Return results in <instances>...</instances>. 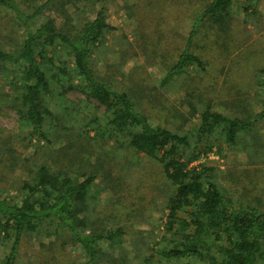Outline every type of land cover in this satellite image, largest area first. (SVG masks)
I'll return each mask as SVG.
<instances>
[{
	"label": "trees",
	"instance_id": "16d2710c",
	"mask_svg": "<svg viewBox=\"0 0 264 264\" xmlns=\"http://www.w3.org/2000/svg\"><path fill=\"white\" fill-rule=\"evenodd\" d=\"M236 2L184 0L186 8L198 4L200 11L193 18L188 37L173 54L174 60L166 69L161 88L188 68L208 71V56L214 51L222 55L230 53L232 6ZM69 6L77 14L75 19L67 9ZM80 6L99 8L93 19H87ZM0 7L11 13L13 20L25 30L23 40L14 43L11 52L0 44V80H4L0 106L15 112L17 122L26 128L28 141L21 154L10 138L0 136L1 180L20 167V160L25 161L23 170L27 173L16 195L5 194L7 187L0 188V245H9L2 264L16 263L25 236L28 239L55 237L57 241L62 240L61 246L70 242L81 248L87 264L104 261L126 264L122 258L115 260L101 247L102 242L119 241L123 230H97L89 221V193L100 170L79 171L85 163L82 154L100 152H93L89 143L88 147L85 145L89 139L101 141L102 146L112 143V150H132L160 166L171 188L161 238L163 260L186 259L201 264L264 263V202L258 196L263 190L252 193L254 189L243 188L240 200L234 201L223 194L217 169L198 163L214 147L220 152L218 142L233 147L247 136L254 143H261L251 132L264 119V110L253 111L248 90L241 94L246 91L237 89L236 100L231 104L235 113L231 115L217 111L211 102L201 104L200 109L188 103V119L197 116L198 125L182 134L166 126H155L129 93L116 91L93 69V52L113 30L106 21L102 0H0ZM135 7L144 29L161 27L164 23L165 0H137ZM44 11L56 13L61 22L57 23ZM142 34L145 39L146 33ZM254 78L256 90L264 97L263 67L257 69L253 81ZM72 91L104 109L103 125L93 127L95 134L91 137L94 138L88 136L87 129L97 120L78 121L67 109L60 114L52 111L53 98L61 99ZM77 122L83 123L73 127ZM62 137L69 145L51 148ZM30 145L41 150L42 156L34 159L26 154ZM96 159L100 160V155ZM101 163L106 164L104 160ZM76 164L79 169L73 172ZM103 170L106 172L103 181H107L109 174L107 169ZM236 181L233 183L238 185ZM247 193L254 198L253 205L245 202ZM39 245L44 247L40 241ZM142 261L150 263L147 258Z\"/></svg>",
	"mask_w": 264,
	"mask_h": 264
},
{
	"label": "rangeland",
	"instance_id": "374dc122",
	"mask_svg": "<svg viewBox=\"0 0 264 264\" xmlns=\"http://www.w3.org/2000/svg\"><path fill=\"white\" fill-rule=\"evenodd\" d=\"M102 1L106 7V21L113 30L93 52V69L113 89L129 93L153 125L166 126L181 134L197 126V116L188 119V103L200 109L201 104L211 102L217 111L231 115L235 113L231 104L236 100L237 89L249 91L254 112L264 110V97L255 88V78L253 81L257 69L264 68V0H237L232 6L230 53L222 55L218 50L214 51L208 56V71L188 68L164 88L160 86L161 80L174 60L173 54L179 50L182 40L188 37L193 18L200 11L199 5L186 8L184 0H165L164 23L161 27L144 29L137 16V0ZM80 7L87 19H93L99 8ZM67 9L75 19L77 14L73 8L69 6ZM177 9L180 12H176ZM44 12L54 17L57 23L61 22L56 13ZM78 16L83 20L82 15ZM13 19L11 13L0 7V44L8 52L25 35L24 28ZM143 31L146 33L145 39ZM50 106L53 112L59 114L67 109L78 121L97 120L96 124L89 125L87 129L90 138H94L91 137L95 134L93 127L102 126L104 122V109L92 100L86 101L77 91L68 92L61 99L53 98ZM82 123H74L73 127ZM253 128L251 133L258 136V141L261 139L259 145L247 136L233 147L218 142L216 145L221 148L219 153L217 147H214L206 157L198 161L217 169L218 183L223 194L234 201L240 200L243 188H248L254 189L252 193L256 189L263 190L258 196L264 202V119ZM25 134L26 128L17 122L15 112L0 106V136L10 138L21 154L28 143ZM62 139L51 148L67 147L69 142L65 137ZM88 143L93 152H100L94 155L82 154L85 163L80 169L76 164L73 172L78 169L85 172L100 169L89 193V221L97 230L121 228L124 232L117 243L102 242L104 251L111 253L117 261L122 258L126 264H201L186 259L165 261L160 256L164 247L161 238L167 214V199L171 193L160 166L132 150H112V143L102 146L101 141L85 140L86 146ZM34 148L32 145L27 146L25 153L37 159L42 156V151L35 148V152ZM97 155H100V160L96 159ZM101 160L106 164L101 163ZM20 161V167L13 174L3 180L0 177V188L7 187V195H16L20 181L27 179V173L23 170L25 161ZM103 169H107L109 174L107 181H103L106 173ZM233 180H238L236 182L239 184L235 185ZM249 194L244 200L253 205L254 198ZM25 237L19 246L15 264H87L81 248L70 242L61 246L62 240L57 241L55 237ZM39 241L44 247H40ZM8 246L0 245V264L8 253ZM143 258H147L150 263H143Z\"/></svg>",
	"mask_w": 264,
	"mask_h": 264
}]
</instances>
